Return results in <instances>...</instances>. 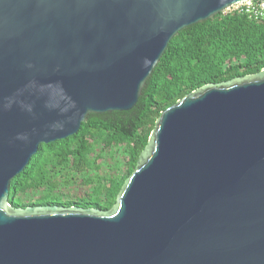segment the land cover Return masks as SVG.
Masks as SVG:
<instances>
[{
    "label": "water",
    "instance_id": "water-1",
    "mask_svg": "<svg viewBox=\"0 0 264 264\" xmlns=\"http://www.w3.org/2000/svg\"><path fill=\"white\" fill-rule=\"evenodd\" d=\"M264 0H0V264H264V69L163 111L107 211L13 208L41 144L126 112L184 28Z\"/></svg>",
    "mask_w": 264,
    "mask_h": 264
},
{
    "label": "trees",
    "instance_id": "trees-1",
    "mask_svg": "<svg viewBox=\"0 0 264 264\" xmlns=\"http://www.w3.org/2000/svg\"><path fill=\"white\" fill-rule=\"evenodd\" d=\"M262 69L264 21L219 13L184 28L168 43L131 110L90 114L75 134L39 145L12 179L7 203L109 210L163 111L204 85Z\"/></svg>",
    "mask_w": 264,
    "mask_h": 264
},
{
    "label": "built area",
    "instance_id": "built-area-1",
    "mask_svg": "<svg viewBox=\"0 0 264 264\" xmlns=\"http://www.w3.org/2000/svg\"><path fill=\"white\" fill-rule=\"evenodd\" d=\"M237 12L246 15L249 19L253 21H264V12L262 11L245 8Z\"/></svg>",
    "mask_w": 264,
    "mask_h": 264
}]
</instances>
